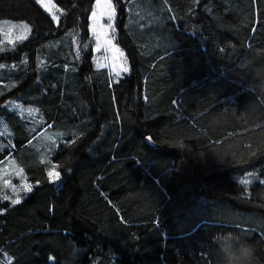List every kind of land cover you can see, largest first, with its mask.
<instances>
[{"label": "trees", "instance_id": "obj_1", "mask_svg": "<svg viewBox=\"0 0 264 264\" xmlns=\"http://www.w3.org/2000/svg\"><path fill=\"white\" fill-rule=\"evenodd\" d=\"M97 0H0V116L32 185L0 264H264V0H112L130 72L94 60ZM60 133L52 167L6 101ZM26 132V133H25Z\"/></svg>", "mask_w": 264, "mask_h": 264}, {"label": "rangeland", "instance_id": "obj_2", "mask_svg": "<svg viewBox=\"0 0 264 264\" xmlns=\"http://www.w3.org/2000/svg\"><path fill=\"white\" fill-rule=\"evenodd\" d=\"M38 2L56 22H59L61 10L55 0H38ZM117 18V6L112 0L96 1V5L90 18V30L95 39L94 60L98 67H106L110 72L111 78L114 80H117L122 77L123 74L130 72V64L126 52L115 43ZM0 31L8 40H23L29 32V25L24 21L0 20ZM6 106L10 111L22 109V107H32L37 109V107L18 102L14 99L6 101ZM36 116L39 118L40 127H43L45 125V118L42 111H40V114L36 113ZM32 125L34 128H30V132H38L40 128L38 129L36 126L37 122ZM48 128L49 127H46L38 132V134L40 133V136L32 146L35 147V152L40 149V159L49 168L51 179L56 181L59 179V174L51 165V156L57 147L54 143H58L60 133L54 128ZM17 139L9 117L1 115L0 156L2 153H7V150L16 148ZM23 156V153L20 152L16 155H10L7 160L0 161V190L5 192L9 190L17 191L18 195L15 197H11L10 195L5 196L6 199L12 200L13 202H19L21 197H23L25 193H29L32 189V185L27 178V173L21 161Z\"/></svg>", "mask_w": 264, "mask_h": 264}, {"label": "crops", "instance_id": "obj_3", "mask_svg": "<svg viewBox=\"0 0 264 264\" xmlns=\"http://www.w3.org/2000/svg\"><path fill=\"white\" fill-rule=\"evenodd\" d=\"M15 112L17 113L18 117L12 116L11 118H13L16 123L18 122L19 124H21L24 131L28 132L27 133L28 135H33L35 133V132L34 133L30 132V130H31L30 128H34V126L32 124H34L35 122H37L36 126L38 127V129L40 128V126H41L39 123L40 121H39V118L36 116V113L40 114L39 108L35 109L32 107H22V109H18ZM36 117H37V120H36ZM48 127H49L48 129H50V126H48ZM39 136H40V133L37 135V137L34 136V138L29 142V144L32 146L34 144V142L38 139ZM0 144H1V140H0ZM54 145H56V144L54 143ZM32 148L35 151V147L32 146ZM36 152H37V154H39L40 149L37 150ZM12 154L13 153L7 155L4 160H7L10 157V155H12ZM6 195H10L11 197H15L18 195V192L15 190H9L7 192L0 190V198L6 199V197H5ZM19 197H21V196H19Z\"/></svg>", "mask_w": 264, "mask_h": 264}]
</instances>
